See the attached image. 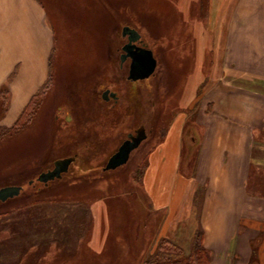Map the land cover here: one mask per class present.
<instances>
[{
  "label": "rangeland",
  "instance_id": "obj_1",
  "mask_svg": "<svg viewBox=\"0 0 264 264\" xmlns=\"http://www.w3.org/2000/svg\"><path fill=\"white\" fill-rule=\"evenodd\" d=\"M43 1L55 38L51 79L18 126L2 122L1 98L0 189L22 186L23 192L0 202V264H145L163 236L189 251L200 231L204 188L186 203L183 218L170 223L169 184L162 207L157 180L149 182L151 194L143 176L150 153L179 114L199 105L222 61L223 39L205 30V0ZM124 26L140 31L154 53L150 81L128 80L129 62L121 66ZM106 88L123 95L119 107L102 100ZM141 125L148 140L123 167L104 172L126 131ZM75 154L61 179L37 181ZM256 172L248 190L264 197V168ZM180 175L186 177L185 168ZM172 176L167 169L163 180ZM259 258L264 251L229 264Z\"/></svg>",
  "mask_w": 264,
  "mask_h": 264
},
{
  "label": "crops",
  "instance_id": "obj_2",
  "mask_svg": "<svg viewBox=\"0 0 264 264\" xmlns=\"http://www.w3.org/2000/svg\"><path fill=\"white\" fill-rule=\"evenodd\" d=\"M202 6L206 33L223 39L222 61L199 105L179 114L150 153L143 177L151 194L149 182L157 180L162 207L169 184L170 223L183 218L186 203L204 188L203 246L213 255L211 264H229L237 255L264 251V197L248 190L256 170L264 168V0H205ZM54 43L43 0H0L4 125L16 124L50 80ZM167 169L173 176L166 183ZM246 264H264V258Z\"/></svg>",
  "mask_w": 264,
  "mask_h": 264
},
{
  "label": "water",
  "instance_id": "obj_3",
  "mask_svg": "<svg viewBox=\"0 0 264 264\" xmlns=\"http://www.w3.org/2000/svg\"><path fill=\"white\" fill-rule=\"evenodd\" d=\"M123 37L128 38V43L123 48L126 54L123 55L122 62H124L127 58L131 59L129 79L135 82L150 78L155 73L157 67V60L153 51L148 48L142 49L137 46L136 43H139L141 35L136 29L124 27ZM113 95L116 97V94ZM144 139L145 135L140 133L137 138L126 141L120 147L119 151L109 159L104 170H115L127 164L131 153L140 146ZM74 160L75 158L57 160L54 168L40 174L37 181L47 184L50 181L61 179L62 176L69 171L70 165ZM22 192V186L3 187L0 189V202H6L10 199H14Z\"/></svg>",
  "mask_w": 264,
  "mask_h": 264
},
{
  "label": "trees",
  "instance_id": "obj_4",
  "mask_svg": "<svg viewBox=\"0 0 264 264\" xmlns=\"http://www.w3.org/2000/svg\"><path fill=\"white\" fill-rule=\"evenodd\" d=\"M46 85L30 103L28 108L16 123V126H18L19 123L24 119L25 115L30 111L39 96L42 95V92ZM4 93L5 91L3 92V94ZM0 98H3L5 100L4 105H6L7 93H5L4 96H1ZM211 261V253L203 246V232L199 231V233L195 234L194 238L192 239L189 251H187L179 243H176L172 239H161L155 251L147 258L145 264H210Z\"/></svg>",
  "mask_w": 264,
  "mask_h": 264
},
{
  "label": "flooded vegetation",
  "instance_id": "obj_5",
  "mask_svg": "<svg viewBox=\"0 0 264 264\" xmlns=\"http://www.w3.org/2000/svg\"><path fill=\"white\" fill-rule=\"evenodd\" d=\"M131 27V26H130ZM124 39H126V42L124 43V45H122V47H121V53H120V60H121V66H123L124 65V63L125 62H129V65H131V59L130 58H127L124 62H122V57H123V55L124 54H126L125 52H124V50H123V48H124V46L128 43V38L127 37H125ZM137 44V46L138 47H140V48H148L147 47V44L145 43V40H143V37L141 36L140 37V41H139V43H136ZM156 70H157V67H156ZM155 73H156V71H155ZM155 73L150 77V78H148V79H144V80H138V81H135L134 83H140V82H144V81H146V80H148V81H150L151 79H152V77H154V75H155ZM129 74H130V66H129ZM128 80H129V76H128ZM101 87V89L103 88V86H100ZM113 94H116V97H114V95ZM101 98H102V100H104V101H106L107 103H112L111 105V108L112 109H115L116 107H119V105H120V103H121V100L123 99V95L118 91V90H112V89H110V88H106V89H104L103 90V92H102V95H101ZM129 118V117H128ZM142 134V135H145V139L142 141V143L144 142V141H146V140H148V132H147V130H146V128L143 126V125H141V126H139V127H137V128H135V129H133V130H127L126 131V137L123 139V141L120 143V145H118L117 147H116V149H115V151H114V153L108 158V160H107V163H108V161H109V159L114 155V154H116L118 151H119V149H120V147L126 142V141H128V140H132L133 138H137L138 136H139V134ZM141 143V144H142ZM141 144H140V146H141ZM139 146V147H140ZM138 147V148H139ZM137 148V149H138ZM133 153V152H132ZM131 153V154H132ZM77 156H78V154H75L73 157H68V158H75V160L73 161V163L77 160ZM131 156V155H130ZM130 159V158H129ZM72 163V164H73ZM107 163H106V165H107ZM106 165L103 167V171L104 172H112V171H115V170H117V169H119V168H121V167H123V166H121V167H119V168H117V169H115V170H109V171H106V170H104L105 169V167H106Z\"/></svg>",
  "mask_w": 264,
  "mask_h": 264
}]
</instances>
